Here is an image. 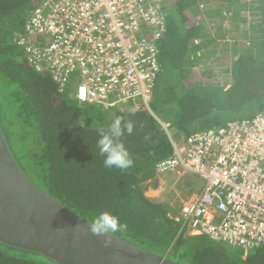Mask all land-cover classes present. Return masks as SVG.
Masks as SVG:
<instances>
[{
    "label": "trees",
    "instance_id": "obj_1",
    "mask_svg": "<svg viewBox=\"0 0 264 264\" xmlns=\"http://www.w3.org/2000/svg\"><path fill=\"white\" fill-rule=\"evenodd\" d=\"M41 3L0 0V129L27 177L82 220L91 223L103 211L118 216L127 228L112 234L178 264H264V248L245 254L182 235L177 194L199 192L198 177L185 176L161 198L146 196L161 186L157 165L172 156L176 137L182 143L264 113V0H164L149 108L115 109L83 104L77 85L61 91L50 74L28 64L17 40ZM213 9L219 14L208 17ZM117 117L134 126L120 138L134 160L125 170L106 168L97 147L99 129L108 131ZM161 123L176 133L170 137ZM0 264L59 263L0 241Z\"/></svg>",
    "mask_w": 264,
    "mask_h": 264
},
{
    "label": "built area",
    "instance_id": "obj_2",
    "mask_svg": "<svg viewBox=\"0 0 264 264\" xmlns=\"http://www.w3.org/2000/svg\"><path fill=\"white\" fill-rule=\"evenodd\" d=\"M163 6L164 0H42L17 45L61 91L77 85L83 104L149 108ZM161 124L171 137V125ZM172 147V156L157 165L160 177L178 183L192 175L202 185L181 203L182 235L205 236L245 254L264 248V113L182 143L172 140Z\"/></svg>",
    "mask_w": 264,
    "mask_h": 264
},
{
    "label": "water",
    "instance_id": "obj_3",
    "mask_svg": "<svg viewBox=\"0 0 264 264\" xmlns=\"http://www.w3.org/2000/svg\"><path fill=\"white\" fill-rule=\"evenodd\" d=\"M90 225L27 177L0 129V241L59 264H178Z\"/></svg>",
    "mask_w": 264,
    "mask_h": 264
},
{
    "label": "clouds",
    "instance_id": "obj_4",
    "mask_svg": "<svg viewBox=\"0 0 264 264\" xmlns=\"http://www.w3.org/2000/svg\"><path fill=\"white\" fill-rule=\"evenodd\" d=\"M133 127L131 122H122V118L117 117L108 131L103 128L99 129L100 139L97 141V147L100 155L104 157L103 164L106 168L125 170L133 167L134 160L120 139L125 132L131 135ZM90 228L95 235H105L110 232L123 231L127 225L121 223L118 216L103 211L92 220Z\"/></svg>",
    "mask_w": 264,
    "mask_h": 264
},
{
    "label": "rangeland",
    "instance_id": "obj_5",
    "mask_svg": "<svg viewBox=\"0 0 264 264\" xmlns=\"http://www.w3.org/2000/svg\"><path fill=\"white\" fill-rule=\"evenodd\" d=\"M217 4V3H216ZM222 5H226V4H222ZM217 7H218V5H217ZM226 10L227 9H225V11H223V17L225 16V14H226ZM220 12V11H219ZM219 12H216L214 9L212 10V11H210V10H208V13H207V16L208 17H210V16H212V17H216L218 14H219ZM230 28H232V31L231 32H233V31H235V29L233 28V27H230ZM216 30H214V29H212V31H209V33H210V35L212 34L213 36H216L217 34H216ZM230 32V33H231ZM234 36V35H233ZM235 37V36H234ZM227 62L225 63V67L224 66H219V65H212L211 67H214L215 66V68L214 69H216V71H220V70H222V69H225V68H227L228 66H227ZM225 78H221V80L223 81ZM74 93H76V91L74 92ZM173 131V134H175L176 133V130L175 129H173L172 130ZM177 139H176V141L177 142H179L180 141V139H181V137L180 136H178V137H176ZM173 179L175 180V182L172 184L173 185V188H171V189H169V194L170 193H172L173 192V190H174V187L176 186V183H177V181L176 180H178V178L177 177H173ZM174 180H172V179H170V178H168V177H163V178H161L160 179V185H161V191L158 193V195L156 196V198H161V196L162 195H164V193L166 192V191H168V185H169V182H172V181H174ZM151 190H153V189H151ZM157 190V189H156ZM177 196L179 197V199H180V201H181V203L183 202V196L182 195H180V194H177ZM179 201V202H180ZM180 203V204H181ZM205 237V236H204ZM205 238H207V237H205ZM207 239H209V238H207ZM212 242H215V241H212ZM215 243H218V242H215ZM220 245H224V244H221L220 243ZM180 251V250H179Z\"/></svg>",
    "mask_w": 264,
    "mask_h": 264
},
{
    "label": "crops",
    "instance_id": "obj_6",
    "mask_svg": "<svg viewBox=\"0 0 264 264\" xmlns=\"http://www.w3.org/2000/svg\"><path fill=\"white\" fill-rule=\"evenodd\" d=\"M168 189L173 188V185H168L167 187ZM161 191V186L157 189V190H149L146 194V196L150 197V198H156V196L158 195V193Z\"/></svg>",
    "mask_w": 264,
    "mask_h": 264
}]
</instances>
